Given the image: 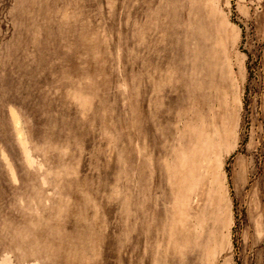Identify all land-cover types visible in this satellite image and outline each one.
I'll use <instances>...</instances> for the list:
<instances>
[{
  "label": "rangeland",
  "instance_id": "374dc122",
  "mask_svg": "<svg viewBox=\"0 0 264 264\" xmlns=\"http://www.w3.org/2000/svg\"><path fill=\"white\" fill-rule=\"evenodd\" d=\"M0 264H264V0H0Z\"/></svg>",
  "mask_w": 264,
  "mask_h": 264
}]
</instances>
